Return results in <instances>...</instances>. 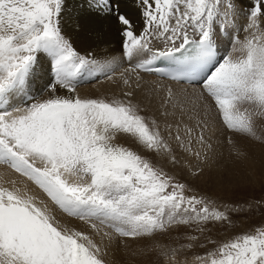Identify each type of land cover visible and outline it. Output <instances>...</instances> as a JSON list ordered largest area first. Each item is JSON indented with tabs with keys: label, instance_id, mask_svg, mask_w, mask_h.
Segmentation results:
<instances>
[{
	"label": "snow or ice",
	"instance_id": "6c2138e0",
	"mask_svg": "<svg viewBox=\"0 0 264 264\" xmlns=\"http://www.w3.org/2000/svg\"><path fill=\"white\" fill-rule=\"evenodd\" d=\"M135 7L139 30L117 0H85L79 14L118 26L124 56L138 60L132 71L200 88L165 89L163 130L132 92L80 97L85 81L112 78L111 65L82 54L65 33L66 0H0V165L46 197L14 179L0 183V264H106L114 239L231 224L225 212L186 196V185L154 159L178 162L170 141L206 157L196 146L213 148V112L238 156L244 153L232 137L264 143V0L247 10L243 39L235 0H135ZM37 80H46L39 91ZM209 243L214 247L196 257L198 264H264V227ZM180 251L160 255L179 264Z\"/></svg>",
	"mask_w": 264,
	"mask_h": 264
},
{
	"label": "rangeland",
	"instance_id": "374dc122",
	"mask_svg": "<svg viewBox=\"0 0 264 264\" xmlns=\"http://www.w3.org/2000/svg\"><path fill=\"white\" fill-rule=\"evenodd\" d=\"M122 82L124 90L131 92L133 81L129 79ZM165 89L159 90V94H156L153 88H143V94L149 98L145 103L147 114L159 119L162 130L165 123L160 113L164 109L160 105ZM151 98L153 101L150 103ZM147 104L152 105V108ZM189 123L195 125V120ZM210 123L212 131L207 135L211 137L213 148L206 150L196 146L202 153L207 151L206 157L202 155L200 158H195L190 153L177 149L175 142L170 141L178 162L172 164L167 158L160 156L154 159V163L172 176L175 182L186 185V196H196L206 201L211 208L225 212L229 215L231 224L208 222L203 225L205 229L203 232L199 231L200 226L196 224L180 225L173 227L167 233H159L152 239L145 237L114 239L106 247L107 254L104 256L106 264H172L166 257L160 255L161 249L171 248L181 250L177 256L179 264H198L196 257L205 255L214 247L209 240L219 243L235 235L264 227V144L232 137L236 141L235 147L244 153L238 156L233 145L227 143L232 134L227 132L214 112L211 114ZM254 144L256 149H253ZM6 169L8 168L0 167V183L15 178L14 180L19 182L16 186L22 187L25 183L29 184V187H35L16 173H12L10 178L11 171ZM5 186L10 185L5 184ZM33 192L41 198H46L39 189L37 191L34 189ZM61 219L70 222L71 226L79 230L90 232L83 221H69V218L63 216ZM189 237H199V239L190 240ZM188 245L191 247H187Z\"/></svg>",
	"mask_w": 264,
	"mask_h": 264
},
{
	"label": "bare ground",
	"instance_id": "6f19581e",
	"mask_svg": "<svg viewBox=\"0 0 264 264\" xmlns=\"http://www.w3.org/2000/svg\"><path fill=\"white\" fill-rule=\"evenodd\" d=\"M117 2L120 4V12L129 15L135 22L137 30H139L140 22L137 17L135 0H117ZM235 3L237 7L236 25L237 29L240 30V38L243 39L246 35L242 30L247 24L246 12L250 6L255 3V0H235ZM83 4H85V0H66L67 11L63 22L65 33L69 35L74 45L82 54H90L91 57L99 63L110 64L111 68L106 71L112 78L109 79L108 75L101 73L94 78V80L97 79L96 81L92 83L85 81L78 88V94L81 98L111 99L113 97H123L126 91L124 90V83L122 81L129 79L133 81L131 87L132 91H134L131 92L133 93L134 101H143L144 104L148 102L147 100L149 98L143 94V88H153L156 94H159V90L169 86L178 91H183L186 88L190 93L200 91L198 86L172 84L168 80H163L153 75L132 71L133 66L138 63V60L133 59V61L129 62L124 56L122 51V37L119 33L118 26L112 21H102L95 17H87L79 14L80 6ZM77 25H79V27H77ZM262 27H264V25H262ZM155 46L162 47V45L159 44ZM45 83L46 80H37L34 86L36 90L39 91L43 88ZM59 94H64L63 90H61ZM152 99L153 98H151V102L153 101ZM151 106L152 105H150V107ZM258 127H260L259 124ZM253 149H256V145ZM0 167L2 166L0 165ZM6 170L11 171V173H9V177L11 178L14 172L11 169ZM30 188L32 191H34V189L37 191L35 187Z\"/></svg>",
	"mask_w": 264,
	"mask_h": 264
}]
</instances>
